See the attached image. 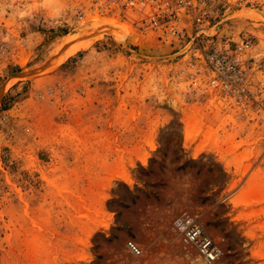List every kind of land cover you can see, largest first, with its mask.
Listing matches in <instances>:
<instances>
[{"label":"rangeland","instance_id":"obj_1","mask_svg":"<svg viewBox=\"0 0 264 264\" xmlns=\"http://www.w3.org/2000/svg\"><path fill=\"white\" fill-rule=\"evenodd\" d=\"M261 1L215 30L252 43L261 108L242 112L176 90L182 39L73 0H0V264H198L181 216L211 264H264Z\"/></svg>","mask_w":264,"mask_h":264},{"label":"built area","instance_id":"obj_2","mask_svg":"<svg viewBox=\"0 0 264 264\" xmlns=\"http://www.w3.org/2000/svg\"><path fill=\"white\" fill-rule=\"evenodd\" d=\"M73 1L77 16L86 8L118 19L132 16L159 38L182 39V50L188 54V59L179 72L181 78L175 88L184 98L213 100L215 104L219 102L242 112L261 108V103L255 100L256 86L251 77V40L218 38L215 31L240 0ZM211 29L214 33L209 35ZM260 91L264 93L263 86ZM172 229L183 246L195 251L198 264H211L217 258L216 244L196 219L177 217L172 221ZM125 246L131 255H139L140 251L132 242H126Z\"/></svg>","mask_w":264,"mask_h":264},{"label":"crops","instance_id":"obj_3","mask_svg":"<svg viewBox=\"0 0 264 264\" xmlns=\"http://www.w3.org/2000/svg\"><path fill=\"white\" fill-rule=\"evenodd\" d=\"M261 3H264V1H261Z\"/></svg>","mask_w":264,"mask_h":264}]
</instances>
